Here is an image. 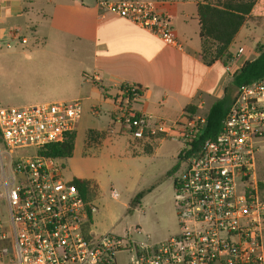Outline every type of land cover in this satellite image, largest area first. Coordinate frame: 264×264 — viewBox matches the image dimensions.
Masks as SVG:
<instances>
[{
  "label": "built area",
  "instance_id": "built-area-1",
  "mask_svg": "<svg viewBox=\"0 0 264 264\" xmlns=\"http://www.w3.org/2000/svg\"><path fill=\"white\" fill-rule=\"evenodd\" d=\"M80 1H93L103 13L178 45L171 16L155 1ZM11 35L18 44L28 42L19 27ZM138 90L122 86L114 122L134 140L182 144L184 168L174 181L179 232L140 241L132 231L123 236L94 231L97 205L83 197L74 179H64L62 159L44 153L76 131L82 100L0 107V209L5 205L8 211L7 221L0 215V239L8 228L12 233V254L0 250V259L120 264L119 255L130 253L128 264H264V197L255 177L264 139V76L238 89L220 133L205 140L206 117L185 111L174 122L153 119L134 109ZM111 195L118 197L116 191Z\"/></svg>",
  "mask_w": 264,
  "mask_h": 264
},
{
  "label": "crops",
  "instance_id": "crops-1",
  "mask_svg": "<svg viewBox=\"0 0 264 264\" xmlns=\"http://www.w3.org/2000/svg\"><path fill=\"white\" fill-rule=\"evenodd\" d=\"M152 1L171 16L178 45L167 44L149 31L103 13L93 1L0 0V59L3 57L8 91L16 83L32 87L29 96L16 101L27 106L82 100L73 156L78 126L83 119L88 124L90 115L98 116L101 112H108L113 118L123 85L141 87L143 94L134 102V109L153 119L177 121L188 107L206 117L212 105L226 94L236 97L235 74L259 56L258 46H264V0ZM250 3L249 13L226 51L218 54L216 41L201 38L199 4L224 8ZM16 27L22 29L27 44H18L12 37ZM59 38L67 40L63 43ZM53 39L54 46H47ZM93 128L87 140L100 144L107 134ZM132 140L131 144L142 150L164 141L139 140L143 142L135 144ZM261 147L264 149V139L260 141L255 166V177L264 197ZM87 180L93 181L99 191L96 181ZM140 192L143 191L135 193L131 200Z\"/></svg>",
  "mask_w": 264,
  "mask_h": 264
},
{
  "label": "rangeland",
  "instance_id": "rangeland-1",
  "mask_svg": "<svg viewBox=\"0 0 264 264\" xmlns=\"http://www.w3.org/2000/svg\"><path fill=\"white\" fill-rule=\"evenodd\" d=\"M59 40L65 43L67 39L59 38ZM53 41L54 39L47 46H54ZM7 83L8 79L3 76L2 57L0 59V107L26 105L20 104L16 99L32 93L30 84L16 83L13 89L8 91ZM84 121L85 119L78 126L77 146L73 158L63 159L60 164L64 179L85 178L93 179L98 183L100 189L90 199L98 207L92 217L94 231L97 234L114 232L120 236L132 231L133 237L140 241L147 239L159 241L175 236L179 232V223L175 206L174 181L184 168L183 163L181 164L178 159L179 151L183 148L182 144L167 139L149 149L142 150L139 146L131 144L129 135L119 133L121 127L114 125V116L111 118L110 113L101 112L98 116L90 115L88 124ZM90 128L106 133L107 138L100 144L88 142L87 134ZM111 130L114 134L109 135ZM132 142L138 144L143 141L132 140ZM263 152L262 148L260 153ZM177 163H180L179 170L172 176H168V172ZM112 191L118 193V198L112 197ZM139 191L146 192L141 205L128 211L126 206L130 204L132 196ZM3 207L0 209V215L4 216V221H7L5 216L8 211L5 205ZM137 227L141 231L134 233ZM5 234L6 239H0V250L8 249V252L12 254L11 230L6 229ZM130 257V253L120 254V264H128ZM10 258V260L0 259V264H17L12 256Z\"/></svg>",
  "mask_w": 264,
  "mask_h": 264
},
{
  "label": "trees",
  "instance_id": "trees-1",
  "mask_svg": "<svg viewBox=\"0 0 264 264\" xmlns=\"http://www.w3.org/2000/svg\"><path fill=\"white\" fill-rule=\"evenodd\" d=\"M252 4L246 6H231L219 8L210 4H199V17L201 24L200 36L202 39H211L219 44L218 54L227 50L245 20V14H248ZM259 56L252 61H248L235 74L233 85L238 91L239 88L249 85L264 76V46H258ZM137 97H133L134 102L142 96V90H138ZM234 97L226 94L223 99L215 102L208 115L206 116V126L202 135V139L215 138L221 131L222 123L225 116L234 101ZM187 112L195 113L194 107H188ZM76 131L68 136L63 143L49 145L45 154L56 159H69L73 156L75 150ZM183 159V155H179V160ZM180 168L177 163L169 172L168 176H172ZM73 183L78 187L83 197L90 201L92 195L98 192V186L91 180L74 178ZM145 191L138 193L130 203L128 211L138 207L145 196Z\"/></svg>",
  "mask_w": 264,
  "mask_h": 264
}]
</instances>
